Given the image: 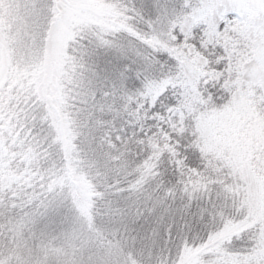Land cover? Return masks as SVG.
Instances as JSON below:
<instances>
[{
  "label": "snow or ice",
  "instance_id": "6c2138e0",
  "mask_svg": "<svg viewBox=\"0 0 264 264\" xmlns=\"http://www.w3.org/2000/svg\"><path fill=\"white\" fill-rule=\"evenodd\" d=\"M0 264H264V0H0Z\"/></svg>",
  "mask_w": 264,
  "mask_h": 264
}]
</instances>
